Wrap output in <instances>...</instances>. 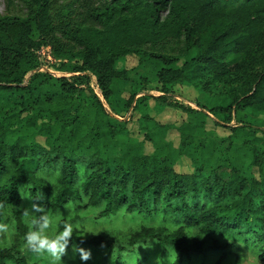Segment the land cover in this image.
Listing matches in <instances>:
<instances>
[{
    "label": "trees",
    "instance_id": "1",
    "mask_svg": "<svg viewBox=\"0 0 264 264\" xmlns=\"http://www.w3.org/2000/svg\"><path fill=\"white\" fill-rule=\"evenodd\" d=\"M25 4L26 15L0 17V213L21 208L28 195L51 213L72 207L75 216L62 220L61 228L78 222L82 210L96 209L99 218L121 212L140 215L147 223L135 230L101 232L83 243L123 251L156 242L176 252L173 264H184L211 240L227 248L242 242L259 254L251 264H264L261 179L223 164L208 175L182 174L165 158L145 152L140 141L131 143L120 159L103 160L99 149L107 138L130 137L128 121L119 119L106 103L117 100L116 84L132 70L118 71L116 63L133 55L140 62L152 57L172 65L195 53L181 69H161L163 92L187 77L210 90L227 88L211 110L227 114L226 122L242 111L264 112V0H107L91 11L89 23L73 18L66 25V43L59 42L54 58L81 63L72 68L76 74L62 76L37 71L43 65L38 51L55 29L53 0ZM65 64L57 67L65 70ZM88 76L96 78L95 85L79 80ZM73 95L85 104L74 107L62 101ZM136 100L132 93L124 106L140 108L134 105ZM142 118L148 139L163 130L149 113ZM19 124L35 129V137L45 140L8 145L6 136ZM233 132L237 134L236 128ZM92 141L98 148L94 156L67 155ZM253 153V171H262L263 152L255 147ZM29 161L32 167L26 165ZM21 216L24 237L29 228ZM8 260L31 264L28 258L17 257L13 248L0 246V264Z\"/></svg>",
    "mask_w": 264,
    "mask_h": 264
},
{
    "label": "rangeland",
    "instance_id": "2",
    "mask_svg": "<svg viewBox=\"0 0 264 264\" xmlns=\"http://www.w3.org/2000/svg\"><path fill=\"white\" fill-rule=\"evenodd\" d=\"M107 0H53V20L54 31L47 36L43 45L45 54L42 55V72L48 71L56 76L74 75L72 68L81 63L80 59L73 61H60L54 58L59 42L66 43L63 31L71 19L78 22L89 23V14L97 7H101ZM27 9L25 0H0V17L7 15H26ZM33 36L39 38V32L34 30ZM195 56L192 53L187 58H182L172 65H165L152 57L139 60V56H129L116 63L118 71L125 67L132 69L124 79H119L116 84V98L113 103L107 104L106 108L119 119L128 121L127 128L130 129V137L125 135L107 138L100 144V157L103 160L120 159L128 151L131 143L141 142L143 150L148 154H155L165 158L176 171L182 174L208 175L210 171L218 165H227L242 169L249 177H256L264 182V162L263 170L253 171L252 159L253 149L257 147L263 152L264 159V112L252 113L242 111L234 114L230 122H226L227 114L218 112L211 113L220 103L221 90H225L221 85L218 90H210L200 84L192 83L184 78L169 87L168 92H163L162 84L158 80V74L162 68L181 69L187 62ZM50 57V58H49ZM59 63H66L65 70L57 67ZM138 66L133 69V67ZM59 73H56V72ZM56 73V74H55ZM72 79H75L72 77ZM81 83L96 84L95 77L80 79ZM78 80V81H79ZM96 90L99 92L98 88ZM132 93H136L135 110L124 106V100L128 99ZM147 95L155 98H146ZM146 98L145 101H142ZM64 103L80 107L85 104L78 95L65 96ZM144 113L149 115L159 124L163 125V130H156L154 137L148 139L141 128V119ZM207 114V116H206ZM216 122L224 123L218 125ZM236 128L237 134L233 132ZM147 133V132H146ZM37 131L19 124L16 131L6 136L8 145L21 144L31 145L34 140L40 144L45 140L44 136L35 137ZM147 138V139H146ZM92 142H87L81 149L67 153L74 159L92 157L98 148H94ZM33 166V162L26 164ZM53 176L49 174V178ZM35 202L26 195L25 203L21 208H6L0 213V224L10 226L8 233H0V246L13 248L17 257L28 258L31 264H50V258L46 255H37L29 251L24 242V237L20 235L18 215L22 213L21 222L31 227V220L34 217L32 205ZM63 207L51 213L54 218V228L50 234L62 230L60 222L71 220L75 214L72 207ZM28 211L29 216L25 217L24 212ZM99 211L96 209L82 210L79 222H86L90 228L99 231L109 232L119 230L130 232L147 223V218L140 215H129L123 212L109 217H98ZM161 220V217L158 221ZM74 224V223H72ZM94 235L89 234L88 238ZM229 241H232L230 239ZM76 243L81 247L91 250L92 257L87 262L81 261L79 255H73L69 249L68 255L64 258L65 264H173L177 254L170 248L162 247L156 242H144L135 247H127L121 251L118 247H94L81 243L79 239ZM225 256L221 264H251L257 262L259 254L254 248L245 246L242 242H235L234 247H223L213 240L209 241L205 249L185 259L184 264H218ZM6 264H16L13 260H8Z\"/></svg>",
    "mask_w": 264,
    "mask_h": 264
},
{
    "label": "clouds",
    "instance_id": "3",
    "mask_svg": "<svg viewBox=\"0 0 264 264\" xmlns=\"http://www.w3.org/2000/svg\"><path fill=\"white\" fill-rule=\"evenodd\" d=\"M41 196L36 200H41ZM32 213L35 218L31 220V227L24 235L26 248L37 255H46L50 258V264H65L64 258L68 255L69 249L73 255H79L81 261L87 262L92 257L89 249L81 247L76 243L79 239L81 243L85 241L89 234L99 235L101 232L92 229L86 222L65 223L61 231L50 234L54 228V218L49 214L44 204L34 203ZM24 216H29L25 211ZM10 226L0 224V233H8Z\"/></svg>",
    "mask_w": 264,
    "mask_h": 264
},
{
    "label": "built area",
    "instance_id": "4",
    "mask_svg": "<svg viewBox=\"0 0 264 264\" xmlns=\"http://www.w3.org/2000/svg\"><path fill=\"white\" fill-rule=\"evenodd\" d=\"M44 54H45V49H44V48H42V49H40V50L38 51V55H39L40 59L43 58L42 55H44ZM49 58H50V57H49ZM56 73H59V72L57 71ZM56 73H55V74H56ZM98 90H99V89H98Z\"/></svg>",
    "mask_w": 264,
    "mask_h": 264
},
{
    "label": "water",
    "instance_id": "5",
    "mask_svg": "<svg viewBox=\"0 0 264 264\" xmlns=\"http://www.w3.org/2000/svg\"><path fill=\"white\" fill-rule=\"evenodd\" d=\"M42 70V68H40V69H38L37 71H41ZM36 71V70H35Z\"/></svg>",
    "mask_w": 264,
    "mask_h": 264
}]
</instances>
